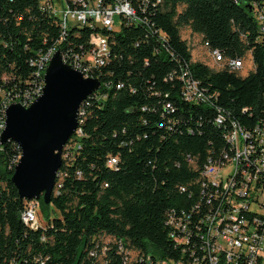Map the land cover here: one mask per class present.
Returning a JSON list of instances; mask_svg holds the SVG:
<instances>
[{
    "label": "trees",
    "instance_id": "1",
    "mask_svg": "<svg viewBox=\"0 0 264 264\" xmlns=\"http://www.w3.org/2000/svg\"><path fill=\"white\" fill-rule=\"evenodd\" d=\"M158 2L145 9L138 1L141 22L105 31L110 58L100 87L80 106L81 138L62 159L50 203L38 201L42 211L54 212L44 225L22 221L29 200L10 181L20 149L10 140L0 146V264H146L149 254L176 260L182 247L186 255L193 250L175 243L169 217L190 215V224L204 217L200 169L231 150L225 135L232 121L250 132L262 125L264 37L253 0ZM40 5L43 0H0V86L7 90L33 79L31 60L42 52L59 43L78 52L88 45L92 30L71 25L63 41L62 18ZM184 28L223 57L248 55L253 68L241 76L192 61ZM184 75L199 83L206 100H185ZM135 250L139 261L127 255Z\"/></svg>",
    "mask_w": 264,
    "mask_h": 264
},
{
    "label": "built area",
    "instance_id": "2",
    "mask_svg": "<svg viewBox=\"0 0 264 264\" xmlns=\"http://www.w3.org/2000/svg\"><path fill=\"white\" fill-rule=\"evenodd\" d=\"M138 1L146 4L145 9L151 1L159 4L158 0H71L70 6H63V0H43L41 10L52 7V16H61L63 20V41L71 25H81V29L92 30L88 45L86 48L80 45L79 50L82 51L78 52L65 50L59 43L39 54L35 61L31 60L36 67L34 77L23 89L14 86L7 90L4 88L6 83L0 86V137L7 107L11 103L28 107L41 95L45 69L55 52L59 51L62 61L84 77L98 79L110 58V38L105 31L119 32L123 23L136 25L141 22L136 9ZM252 8L264 37V0H253ZM116 16L120 19L117 30L114 29ZM204 44L208 47L207 43ZM210 51H215L218 58H225L224 69L233 68L234 72L235 67L242 65V59L223 57L216 49ZM6 78L4 76L3 80ZM181 80L185 100L199 102L207 99L197 81L185 75ZM81 115L78 112V116ZM216 123H223L221 115L216 117ZM80 138L75 130L72 143L64 147L62 159L68 157L70 145L77 146ZM225 138L227 143H233V151L209 157L200 169L203 171L200 190L204 217L191 224L190 215L186 219H183L185 216L169 217L168 222L173 227L171 237L175 243L191 245L193 250L186 255L187 248L182 247V256L176 260L153 258L149 254L146 264H264V121L251 132L232 121ZM211 162H219V169H211ZM107 164L113 167L116 159L110 157ZM37 208L38 202L31 200L21 214L22 221L31 228L44 225ZM103 241L108 242V238ZM198 241H201L199 250L196 249ZM117 251L122 255L120 248ZM90 254L94 253L91 251ZM135 261H139L137 250Z\"/></svg>",
    "mask_w": 264,
    "mask_h": 264
},
{
    "label": "water",
    "instance_id": "3",
    "mask_svg": "<svg viewBox=\"0 0 264 264\" xmlns=\"http://www.w3.org/2000/svg\"><path fill=\"white\" fill-rule=\"evenodd\" d=\"M99 87L97 78L84 77L57 51L45 69L41 95L28 107L19 103L7 107L0 142L10 140L20 149L10 181L21 199L50 203L64 147L78 126L80 106Z\"/></svg>",
    "mask_w": 264,
    "mask_h": 264
},
{
    "label": "rangeland",
    "instance_id": "4",
    "mask_svg": "<svg viewBox=\"0 0 264 264\" xmlns=\"http://www.w3.org/2000/svg\"><path fill=\"white\" fill-rule=\"evenodd\" d=\"M119 28H120V19L118 16H116L114 19V29L117 30ZM181 37L188 43V46L190 48L191 55H192V61L203 63L213 71H218V70L223 69L222 64L218 63L219 61L215 60V57L212 55V53L208 51L206 47L202 46V44L200 43V38H198L196 35L191 34L189 29L187 28L182 29ZM252 68H253V63L249 59V56L246 55V57L243 58L241 68L236 71L241 76H246L248 71L251 70ZM37 209H38V214H39L38 216L41 218L40 220H41V223L43 224L46 221L45 217L47 215H50V218L54 216V212L52 209L49 210V214H47L46 211H42L39 208V206ZM103 240H107V238H103ZM81 249L82 247L79 250ZM129 255H130V260H132L134 257V254L129 252Z\"/></svg>",
    "mask_w": 264,
    "mask_h": 264
},
{
    "label": "bare ground",
    "instance_id": "5",
    "mask_svg": "<svg viewBox=\"0 0 264 264\" xmlns=\"http://www.w3.org/2000/svg\"><path fill=\"white\" fill-rule=\"evenodd\" d=\"M65 3V0H63V4ZM67 3V2H66ZM69 4V3H68ZM69 6V5H68ZM51 8V7H50ZM51 10V9H50ZM61 16H59V18H60ZM59 21H60V19H59ZM62 21V20H61ZM60 21V22H61ZM63 22V21H62ZM258 29H259V26H258ZM64 32V31H63ZM64 37V36H63ZM202 46H204V47H206L207 49H208V47L205 45V44H202ZM70 50V49H69ZM208 51H210L209 49H208ZM211 53H212V55L215 57V60L216 61H219L218 63H221L222 64V66L223 67H225V60H224V58H218V55H216L215 54V51H210ZM241 66L242 65H239L238 67H235L234 68V71H236V70H238V69H240L241 68ZM230 70H232L233 71V68H229ZM11 104H13V103H11ZM20 105H21V103H19ZM79 119V118H78ZM5 120H6V115H4V129H5ZM79 124V123H78ZM79 126H77V128H76V133L77 134H81V130H80V128H78ZM254 130H257V126H256V128L254 129ZM72 138V136L70 137V139ZM70 139L68 140V141H70ZM230 144V146H231V150L230 151H233V143H229ZM20 151V150H19ZM211 169H219V162H211ZM200 176H201V184H202V182H203V171L201 172V174H200ZM200 184V185H201ZM127 255L129 256V260H130V255H129V252H127ZM126 255V256H127ZM135 257V256H134ZM134 257H133V259H134Z\"/></svg>",
    "mask_w": 264,
    "mask_h": 264
}]
</instances>
